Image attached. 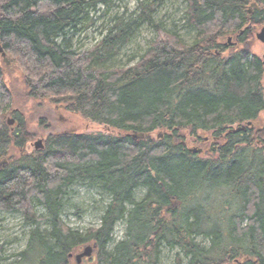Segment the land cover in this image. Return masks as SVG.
<instances>
[{
    "label": "trees",
    "instance_id": "16d2710c",
    "mask_svg": "<svg viewBox=\"0 0 264 264\" xmlns=\"http://www.w3.org/2000/svg\"><path fill=\"white\" fill-rule=\"evenodd\" d=\"M111 1L0 0V46L13 66L0 67V212L24 213L33 227L7 264H71L69 255L88 245L94 264H160L162 250L177 251L175 264H264V130L254 128L264 112V68L249 53L250 31L242 49L216 54L229 32L250 22V0H186L191 42L148 19L149 49L131 67L103 69L102 60L130 43L131 25L117 21L83 52L67 37ZM251 22L262 24L264 11ZM12 69L24 103L59 105L110 133L52 134L42 150L28 151L27 119L10 106ZM156 131L162 139L152 138ZM182 131L197 142L201 133L222 141L215 159L187 151ZM81 183L108 198L99 226L84 233L61 220L70 189ZM35 207L44 214L36 217Z\"/></svg>",
    "mask_w": 264,
    "mask_h": 264
},
{
    "label": "rangeland",
    "instance_id": "374dc122",
    "mask_svg": "<svg viewBox=\"0 0 264 264\" xmlns=\"http://www.w3.org/2000/svg\"><path fill=\"white\" fill-rule=\"evenodd\" d=\"M140 4L150 5L149 9L140 7ZM186 0H112L109 6L98 5L96 10L89 12L90 22L83 32L72 31L67 37V42L72 50L77 52L88 51L98 44L112 29L117 21L122 23V27L125 25H131L130 28V43L123 46L120 52L112 55L106 61L102 60L98 65L103 69H117L131 67L138 61L139 57L149 49L151 42L155 38V31L149 25L148 19H153L157 24L161 26L164 31L176 32L186 43L191 42L193 34L187 31L185 21ZM264 8V4L261 6ZM140 16H143L140 18ZM137 21V25L133 24ZM246 25V24H244ZM242 25L240 28H244ZM262 27L257 26L254 29L256 32ZM252 33V32H250ZM252 33V38L249 40V53L255 54L261 58L264 52V44L260 43ZM237 32H229V36L221 40L222 44L227 43L228 37H232V40ZM189 35V36H188ZM234 41H232L233 43ZM226 45H229L228 43ZM230 48L229 46L227 49ZM236 49V50H235ZM242 49V45L236 48H230L224 52V56L234 54L237 50ZM223 56V57H224ZM9 65L3 62V58L0 55V67L11 69L13 66L10 63L9 58L6 56ZM4 69V70H5ZM5 80V79H4ZM6 80L14 87L13 95L11 98L13 101L11 109L19 110L23 114L28 122V133L30 134L31 141L28 142L26 148L28 151L34 150L33 144L44 139L48 135L60 134V133H77V134H103L108 135L109 130L103 126L90 123L84 120L79 115H74L67 112L63 107L55 104L50 105L47 102L39 103L26 102L24 103V94L18 84L17 73L12 69L10 74L7 72ZM16 83V84H14ZM262 88L264 96V75L262 76ZM5 122L8 119H13L9 113L4 117ZM255 129L261 127L264 130V112L258 118ZM15 121V120H14ZM15 125V122H14ZM13 125V126H14ZM9 126V125H8ZM9 126V127H13ZM236 127V126H235ZM184 135V142L187 148H202L203 154L200 156L202 159H208L209 154L207 148H210L214 139L210 133H201L200 140L197 142L189 136L188 132L182 131ZM163 137L158 131L154 132L152 138L156 136ZM264 137V136H263ZM160 138V137H159ZM162 139V138H161ZM207 142H202L204 140ZM178 142V140H175ZM179 143V142H178ZM205 144V145H204ZM2 168H6L8 162ZM143 191H137L134 195V199L139 201L143 196ZM65 206L61 215V220L65 226L72 231L84 233L88 229H95L99 226L101 216L106 208L108 198L103 196L97 189H90L87 183H81L74 185L66 199ZM34 213L36 217L42 216L44 213L40 208L35 207ZM24 213H11L7 211L0 212V264H7L14 260L18 253L22 252L27 244L29 231L31 225H27L25 222ZM41 230H46L45 223L39 224ZM114 239L116 243L123 238V225H117L114 230ZM200 239H197V242ZM205 245V243H203ZM84 248V247H83ZM83 248L74 252V255L80 253ZM111 248H108L109 250ZM160 264H175L177 251L161 252ZM95 251L92 255V259L85 260L81 264H94ZM71 264H75L74 259L71 260Z\"/></svg>",
    "mask_w": 264,
    "mask_h": 264
},
{
    "label": "flooded vegetation",
    "instance_id": "af4514ba",
    "mask_svg": "<svg viewBox=\"0 0 264 264\" xmlns=\"http://www.w3.org/2000/svg\"><path fill=\"white\" fill-rule=\"evenodd\" d=\"M261 4L262 3H260V1L259 0H250V2H249V4H248V6L246 7V13H247V20H249L250 22L248 23V24H246V25H244V28H240L239 29V31H238V33L234 36V38H233V40H232V37H228V39H227V43L229 44V45H226L227 43H225V44H222L221 43V47H220V52H216V54L219 56V55H222V57L224 56V52H226L228 49H230V48H236V47H239V46H241V45H245L246 44V42H247V39H248V37H243V35H244V33L246 32V31H250V32H255L254 33V35H255V38H256V35L261 31V29L262 28H264V22L262 23V24H253L252 22H251V19H252V17L254 16V14L255 13H262L263 11H264V8H262V7H260L261 6ZM263 5V4H262ZM255 7H257V8H255ZM262 25V27L259 29V31H255L254 29H256L257 28V26H261ZM243 38H245L244 40H243ZM232 41H234L233 43H232ZM242 43V44H241ZM262 45H263V43H262ZM230 47V48H228L227 49V47ZM243 47V46H242ZM251 55H253V56H255L258 60H260V62H261V64H262V66H263V68H264V52H263V54L261 55V58L259 57V56H257V55H255V54H251ZM264 75V74H263ZM236 130L237 131H240L241 129L239 128L238 129V127L236 128ZM214 141L215 142H213V144L211 145V147L210 148H207V151H208V154H209V158L208 159H215V152H216V150H217V145L219 144H221V142H220V140H217V139H215L214 138ZM202 142H205V144L208 142H206L205 141V139L204 140H202ZM181 144H185V143H183V142H181ZM204 144V145H205ZM182 145V146H183ZM187 151H189L191 154H194V155H196V157H197V159H200V160H208V159H202V158H200V156L203 154V151H204V149H202V148H192V149H190V148H187L186 147V144L183 146ZM191 150H195V152H193L192 153V151ZM173 205H175V204H173ZM86 259H84V260H82V262H84Z\"/></svg>",
    "mask_w": 264,
    "mask_h": 264
},
{
    "label": "water",
    "instance_id": "95a60500",
    "mask_svg": "<svg viewBox=\"0 0 264 264\" xmlns=\"http://www.w3.org/2000/svg\"><path fill=\"white\" fill-rule=\"evenodd\" d=\"M257 8V7H255ZM256 39L263 43L264 44V28L261 29V31L256 35ZM0 55L1 57L3 58V62L6 64V65H9V62L8 60L6 59V55L5 53L3 52V49L0 47ZM14 119H8L7 120V124L9 126H13L14 125ZM250 125V124H249ZM243 129V128H242ZM132 138L134 140H137V139H144L145 136L144 134H134L132 136ZM33 147L35 150H42L43 149V142L42 140H38L36 141L34 144H33ZM192 152H195V150H191ZM3 166L6 165V162L3 161ZM93 250H94V246H86L83 251L79 254H77L75 257H74V260H75V264H81V261L82 259L84 258H91L92 256V253H93ZM70 258H72V255L70 254L69 255Z\"/></svg>",
    "mask_w": 264,
    "mask_h": 264
},
{
    "label": "bare ground",
    "instance_id": "6f19581e",
    "mask_svg": "<svg viewBox=\"0 0 264 264\" xmlns=\"http://www.w3.org/2000/svg\"><path fill=\"white\" fill-rule=\"evenodd\" d=\"M248 127V126H247ZM162 137L160 136V139H161ZM193 153V152H192Z\"/></svg>",
    "mask_w": 264,
    "mask_h": 264
}]
</instances>
